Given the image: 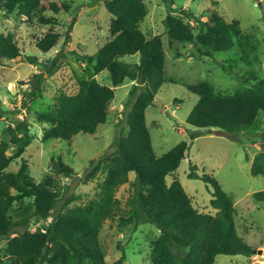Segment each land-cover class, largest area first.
I'll return each mask as SVG.
<instances>
[{"label": "trees", "instance_id": "1", "mask_svg": "<svg viewBox=\"0 0 264 264\" xmlns=\"http://www.w3.org/2000/svg\"><path fill=\"white\" fill-rule=\"evenodd\" d=\"M111 13V38L97 53L80 56L94 69L95 75L108 70L112 86L96 77L82 79L77 92H61L55 111L41 112L38 120L47 123L43 140L72 139L79 133L95 134L106 123L116 87L126 79L135 81L127 102L126 128L114 141V151L106 150L93 158L85 179L103 172L99 193L86 203L75 204L56 212L60 195L55 178L47 175L41 182L32 176L26 160L18 171L8 172L10 163L23 155L34 138L27 119L5 128L9 140L0 141V238L7 241L6 258L0 264H123L126 253L113 263L106 259L100 234L108 219L120 216L119 224L155 225L159 236L153 240L151 264H214L219 254L250 255L252 247L238 233L233 197L218 179L197 172L192 165L190 177L202 178L213 187L211 205L216 214L200 211L192 197L173 174L185 158L189 142L183 140L162 155L154 149L147 108L155 99L166 76L167 56L160 35L148 37L142 22L149 13L145 0H101ZM169 13L165 18L171 43H191L202 55L212 56L231 50L237 43L256 48V37L244 33L239 19L227 20L216 9L185 17L175 14L174 0H167ZM6 14L17 13L32 22L35 18L52 27L60 24L57 16L68 11L69 4L58 0H0ZM52 11L51 15L47 12ZM76 18L71 19L67 39ZM60 31L51 28L37 40V47L50 51L60 41ZM22 50L13 33L0 32V59L17 58ZM139 54L136 62L122 60L126 55ZM33 59H36L33 57ZM252 86H239L232 92L217 89L210 81L189 84L198 101L187 122L199 128H217L221 134L235 138L252 129L264 112V78L253 75ZM5 112L0 97V115ZM199 134L192 133L196 138ZM57 173L72 176L74 168L61 156L51 159ZM131 182L132 192L125 205L117 196L119 188ZM251 173L264 177V151L255 155ZM253 196L264 201V189ZM30 199V200H28ZM43 220V227H31L32 221Z\"/></svg>", "mask_w": 264, "mask_h": 264}, {"label": "rangeland", "instance_id": "2", "mask_svg": "<svg viewBox=\"0 0 264 264\" xmlns=\"http://www.w3.org/2000/svg\"><path fill=\"white\" fill-rule=\"evenodd\" d=\"M46 2L51 0H45ZM149 13L142 22L148 37L160 35L166 50V76L169 78L147 108L153 146L158 155L186 140L190 146L178 169L167 176L171 182L177 177L194 205L203 212L217 213L211 205L213 187L202 178L190 177L192 165L199 174L215 176L223 189L234 199L235 219L239 235L252 249L250 255L219 254L214 264H264V201L253 194L264 189V177L251 173L252 161L257 153L264 151V112L259 115L257 126L245 130L235 138L221 134L217 128H199L190 125L187 117L198 101V95L189 90V84L210 81L217 89L232 92L239 86H252L253 75L264 78V0H174L175 14L185 17L186 12L195 14L216 9L227 20L239 19L244 33L254 34L256 48H244L237 41L227 51L212 56L200 54L191 43H171L165 18L169 13L167 0H145ZM69 4L68 11L57 16L60 24L45 25L35 18L32 22L17 13L6 14L0 6V32L14 34L22 53L17 58L0 59V97L5 112L0 115V141L9 140L4 130L27 119L30 124L32 142L23 155L14 159L6 168L8 172L19 170L26 160L32 176L41 182L47 175L55 178L60 199L55 213L65 205L86 203L99 193L104 180L103 172L90 180L85 176L91 159L98 158L106 150L114 151L113 143L120 136L121 128L127 126L126 112L130 91L135 81L126 79L116 87V96L110 104L106 123L100 124L95 134L79 133L72 139L43 140L44 128L49 126L38 120L41 112L55 111L57 97L61 92L73 94L80 80L96 77L101 83L112 86L108 70L95 75L94 69L80 56L97 53L110 38L111 13L101 0H58ZM53 12H47L51 15ZM76 20L67 32L71 19ZM54 28L61 32L58 44L48 52L37 47L38 38ZM35 57L36 59H33ZM139 54L121 58L136 62ZM199 135L192 138V133ZM61 156L75 173L67 176L52 169L51 159ZM135 172H130V182L122 185L117 196L125 205L132 192L131 182ZM30 200V199H28ZM120 216L108 219L100 234L102 246L109 263L118 260L123 252V264H151L152 242L160 230L152 224L139 226L119 224ZM45 221H32L31 227H43ZM7 241L0 238V259H5Z\"/></svg>", "mask_w": 264, "mask_h": 264}, {"label": "water", "instance_id": "3", "mask_svg": "<svg viewBox=\"0 0 264 264\" xmlns=\"http://www.w3.org/2000/svg\"><path fill=\"white\" fill-rule=\"evenodd\" d=\"M253 251H254V252H255V251L262 252L263 250H262V249H254Z\"/></svg>", "mask_w": 264, "mask_h": 264}]
</instances>
